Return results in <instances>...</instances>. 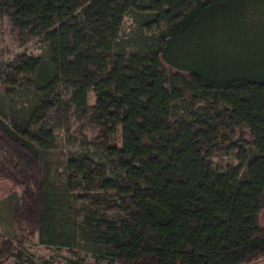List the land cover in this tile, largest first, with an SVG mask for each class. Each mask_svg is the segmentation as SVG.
Returning a JSON list of instances; mask_svg holds the SVG:
<instances>
[{
    "label": "trees",
    "instance_id": "obj_1",
    "mask_svg": "<svg viewBox=\"0 0 264 264\" xmlns=\"http://www.w3.org/2000/svg\"><path fill=\"white\" fill-rule=\"evenodd\" d=\"M0 20L18 48L43 46L0 70V264L31 263L36 238L96 264L264 263V0H0ZM22 94L29 118L9 123ZM72 121L98 156L67 161L68 191L110 193L119 216L67 231L42 155ZM221 151L239 164L217 170Z\"/></svg>",
    "mask_w": 264,
    "mask_h": 264
},
{
    "label": "rangeland",
    "instance_id": "obj_2",
    "mask_svg": "<svg viewBox=\"0 0 264 264\" xmlns=\"http://www.w3.org/2000/svg\"><path fill=\"white\" fill-rule=\"evenodd\" d=\"M132 27V21L127 18L125 21V32L128 33ZM42 44L39 40L29 42L25 47L18 48L15 44L13 36L10 33V27L7 21L0 20V70L11 61L18 52H27L28 54L38 55L42 51ZM2 85L0 84V89ZM95 100L94 94H90V104ZM32 100L26 94H22L11 106L6 108L5 117L7 122L18 121L20 124L29 118ZM187 101L179 103L176 115H182L187 108ZM69 132L58 129L55 132V146L53 149L43 153V166L46 174L52 182L58 196H61L63 204L62 212L65 215L66 224L64 228L70 231V220L77 223L82 222V215L88 210H94L100 215L106 214L111 218H116L119 213L116 210L117 200L110 193L103 190H86V184L77 183V190L68 191V169L67 161L73 156L81 154H90L95 157L98 153L92 148H87L84 143V135L89 133L79 128L74 121ZM120 140V138H119ZM217 170H225L229 166H237L239 160L234 153L218 152L212 159ZM14 193L11 186L5 182H0V230H3L4 219L7 214L8 203H10L11 195ZM6 195V196H5ZM9 199V200H8ZM79 213V215H77ZM36 238L33 243L28 246V257H31L29 264H66L68 259L75 258L78 253L86 257V264H96V254L93 251H85L80 249L67 250V248L46 247L38 243ZM264 264V263H263Z\"/></svg>",
    "mask_w": 264,
    "mask_h": 264
},
{
    "label": "crops",
    "instance_id": "obj_3",
    "mask_svg": "<svg viewBox=\"0 0 264 264\" xmlns=\"http://www.w3.org/2000/svg\"><path fill=\"white\" fill-rule=\"evenodd\" d=\"M7 209H8V211H7V214L5 215L4 225H3L4 229L0 230V247H1L2 241L4 239V236H7L13 230V226H12V222H11V211H12L11 201H10V203H8ZM7 264H15V261L10 260Z\"/></svg>",
    "mask_w": 264,
    "mask_h": 264
}]
</instances>
